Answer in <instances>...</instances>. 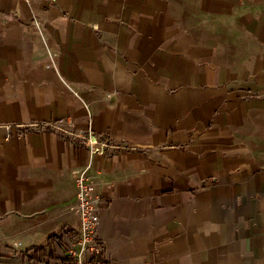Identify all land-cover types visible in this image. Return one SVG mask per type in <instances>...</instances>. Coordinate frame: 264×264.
<instances>
[{
    "label": "crops",
    "instance_id": "crops-1",
    "mask_svg": "<svg viewBox=\"0 0 264 264\" xmlns=\"http://www.w3.org/2000/svg\"><path fill=\"white\" fill-rule=\"evenodd\" d=\"M257 140L264 0H0V264L64 260L88 164L115 264H264Z\"/></svg>",
    "mask_w": 264,
    "mask_h": 264
},
{
    "label": "built area",
    "instance_id": "built-area-1",
    "mask_svg": "<svg viewBox=\"0 0 264 264\" xmlns=\"http://www.w3.org/2000/svg\"><path fill=\"white\" fill-rule=\"evenodd\" d=\"M51 66L48 65L47 68ZM43 126L58 134L66 135L86 148L91 155L108 156L113 151L135 149L127 144H117L111 138L95 137L90 133L78 134L66 126V122L47 123ZM32 125H20L18 128H30ZM91 164L74 170L76 195L75 211L80 217V228L66 230L60 241L65 258L60 264H115L107 256V247L99 236L103 228L101 206L95 195V180L89 174ZM46 255L47 253H42Z\"/></svg>",
    "mask_w": 264,
    "mask_h": 264
},
{
    "label": "rangeland",
    "instance_id": "rangeland-1",
    "mask_svg": "<svg viewBox=\"0 0 264 264\" xmlns=\"http://www.w3.org/2000/svg\"><path fill=\"white\" fill-rule=\"evenodd\" d=\"M263 146H264V143L261 142L260 140H257V142H255V147L262 148Z\"/></svg>",
    "mask_w": 264,
    "mask_h": 264
},
{
    "label": "trees",
    "instance_id": "trees-1",
    "mask_svg": "<svg viewBox=\"0 0 264 264\" xmlns=\"http://www.w3.org/2000/svg\"><path fill=\"white\" fill-rule=\"evenodd\" d=\"M55 237H51L50 239L52 240V239H54ZM58 239V238H57ZM43 250L45 249L44 247L42 248Z\"/></svg>",
    "mask_w": 264,
    "mask_h": 264
}]
</instances>
